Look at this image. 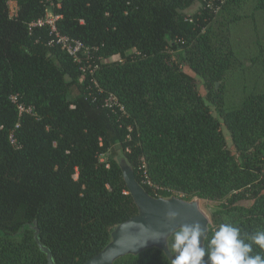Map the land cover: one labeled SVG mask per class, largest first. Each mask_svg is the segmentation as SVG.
<instances>
[{"label": "trees", "instance_id": "obj_1", "mask_svg": "<svg viewBox=\"0 0 264 264\" xmlns=\"http://www.w3.org/2000/svg\"><path fill=\"white\" fill-rule=\"evenodd\" d=\"M16 2L11 16L9 0H0V264H48L35 221L57 264L98 254L113 228L138 213L119 155L154 196L214 202L209 239L223 222L264 230V87L233 106L212 95L232 54L231 34L217 37L213 24L233 30L264 11V0H215L214 8L205 0ZM50 8L89 59L76 61L49 44L48 27L31 26ZM171 52H180L178 63L168 62ZM13 97L36 114L19 116ZM114 264L170 262L153 248Z\"/></svg>", "mask_w": 264, "mask_h": 264}, {"label": "water", "instance_id": "obj_2", "mask_svg": "<svg viewBox=\"0 0 264 264\" xmlns=\"http://www.w3.org/2000/svg\"><path fill=\"white\" fill-rule=\"evenodd\" d=\"M118 162L138 213L116 225L111 232L109 243L84 264H114L123 256H137L153 248L161 250L166 255L167 247L163 237L168 236L173 229L184 223L200 221L209 235L211 220L202 210L201 199L198 196L189 199L178 195L154 196L138 181L133 166L126 157L119 155ZM170 209L179 212L175 221L167 219ZM33 226L35 240L39 248L46 253L48 264H57L51 250L40 240L37 221Z\"/></svg>", "mask_w": 264, "mask_h": 264}, {"label": "rangeland", "instance_id": "obj_3", "mask_svg": "<svg viewBox=\"0 0 264 264\" xmlns=\"http://www.w3.org/2000/svg\"><path fill=\"white\" fill-rule=\"evenodd\" d=\"M11 11H13L17 4L15 0H9ZM201 7V2L196 4L188 10V13L196 12ZM253 19L244 20L238 23L233 30L229 29V25L221 21L213 24L215 35L218 37L231 34L230 45L225 49L232 53L229 57L231 64L225 77L222 79L213 80L216 83L217 93L212 95L217 98L222 97L229 106L236 105L240 102L245 92L250 90H261L264 87V11L256 12ZM231 44L233 48H231ZM233 51V52H232ZM180 52H171L168 62L178 63ZM120 56H113L109 60L119 59ZM189 66L185 69L189 70ZM228 75V76H227ZM196 76V75H195ZM227 76V77H226ZM195 87L199 92L207 96V89L204 80L200 76L195 77ZM213 113L216 117H220L216 108L212 107ZM223 131L226 136L228 145L233 148L230 131L223 124ZM104 160L107 156L102 157ZM202 210L209 216L210 220L215 210V203L208 200H200Z\"/></svg>", "mask_w": 264, "mask_h": 264}, {"label": "clouds", "instance_id": "obj_4", "mask_svg": "<svg viewBox=\"0 0 264 264\" xmlns=\"http://www.w3.org/2000/svg\"><path fill=\"white\" fill-rule=\"evenodd\" d=\"M178 216L175 209L167 213L169 221ZM163 238L170 264H264V230L243 233L238 225L223 222L209 239L206 227L194 221L177 226Z\"/></svg>", "mask_w": 264, "mask_h": 264}, {"label": "built area", "instance_id": "obj_5", "mask_svg": "<svg viewBox=\"0 0 264 264\" xmlns=\"http://www.w3.org/2000/svg\"><path fill=\"white\" fill-rule=\"evenodd\" d=\"M205 1L207 2V5L209 7L214 8L213 7V1H215V0H213V1L212 0H205ZM16 4H17V2H16ZM218 8H219V6H218ZM17 11H18V5L16 6V8L13 11H11V8H10V15L15 16L17 14ZM60 17H61L60 15L56 14L54 12V10L52 8H50L43 18L38 19L36 21H33L31 23V26H46V27H48V29L50 30V33L52 34V39L49 41V44L61 46V48L65 51L69 52V54L72 55L76 61L81 62V61H83L84 58L89 59V50L83 44L82 41L75 40V39L70 38L69 36L61 34V32L59 31L58 25H57V21ZM86 68H88V67H86ZM95 68H98V65H95ZM83 69L85 70V65L83 66ZM91 70H92V72L94 71V69H91ZM13 101L16 103V107H17L19 116H22L23 114H31V115L36 114L35 113V107L33 105H26L24 103L17 102L15 97H13ZM116 101H117L116 96H111L107 100V104L112 105V103H115ZM122 109H123V106H122ZM18 126H19V124H17V127ZM9 140H10V143L12 145L17 144V138L15 137L13 132L9 135ZM103 156H105V155L101 156L102 161H104V159L102 158ZM149 183L152 184V182L150 180H149Z\"/></svg>", "mask_w": 264, "mask_h": 264}]
</instances>
